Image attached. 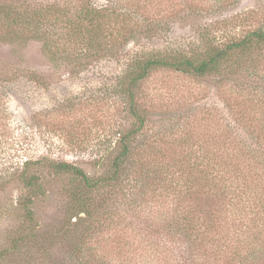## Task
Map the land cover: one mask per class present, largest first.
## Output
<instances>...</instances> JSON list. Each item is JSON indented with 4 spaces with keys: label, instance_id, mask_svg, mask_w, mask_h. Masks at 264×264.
<instances>
[{
    "label": "rangeland",
    "instance_id": "rangeland-1",
    "mask_svg": "<svg viewBox=\"0 0 264 264\" xmlns=\"http://www.w3.org/2000/svg\"><path fill=\"white\" fill-rule=\"evenodd\" d=\"M214 2H156L166 18L174 10L164 39L189 42L202 30L216 37L243 33L264 20V0L192 14L190 6ZM248 8L259 13L238 16ZM254 56L225 79L153 72L136 91L148 120L132 139L135 120L118 87L122 62L107 55L76 69L79 60L54 62L41 41L0 38V250L15 248L1 264H86L89 258L91 264H177L166 225L196 205L187 187L205 173L212 143L264 126V48ZM251 65H257L253 72ZM120 142H133L134 155L120 183L91 195V221L84 214L71 221L81 182L40 163L31 167L42 183L31 206L36 223L25 220L18 200L26 160L71 163L98 178L110 175ZM146 142H156L151 153ZM228 208L221 205L224 216Z\"/></svg>",
    "mask_w": 264,
    "mask_h": 264
},
{
    "label": "trees",
    "instance_id": "trees-1",
    "mask_svg": "<svg viewBox=\"0 0 264 264\" xmlns=\"http://www.w3.org/2000/svg\"><path fill=\"white\" fill-rule=\"evenodd\" d=\"M159 1L0 0V38L12 41L27 36L41 41L52 61L79 60L76 69L107 55L122 62L118 87L135 120L128 133L134 139L148 120L140 111L136 91L153 72L172 69L196 77L222 74L225 79L228 71L243 68L255 58V51L264 48V20L243 33L240 30L216 37L202 30L193 41L165 40L171 29L168 19L174 10L166 18L164 10L155 4ZM214 1L211 7L190 6L192 14L230 6L238 0ZM256 13L259 10L248 8L238 16ZM154 38L160 40L153 41ZM131 44L134 48L127 50ZM256 66L251 65V71ZM230 141L212 143L207 168L200 171L205 173L198 177L201 180L195 176L194 189L187 187V194L194 196L196 205L184 208L181 218L166 225V233L171 235L179 254L177 264H264V126L244 130L242 137L236 134ZM120 147L110 175L98 178L71 163L48 158L26 160L20 175L25 192L18 200L22 216L31 224L36 223L31 206L42 191V183L31 167L40 163L81 182V191L74 194L76 205L71 221L74 217L83 219L82 214L91 221V195L120 183L127 162L134 155L133 142H120ZM154 148L156 142H146L144 151L151 153ZM106 199L104 196L102 201ZM202 200L209 205L200 206L198 201ZM225 204L229 213L224 216L221 205ZM14 250L1 249L0 264ZM90 259H86V264H91Z\"/></svg>",
    "mask_w": 264,
    "mask_h": 264
}]
</instances>
